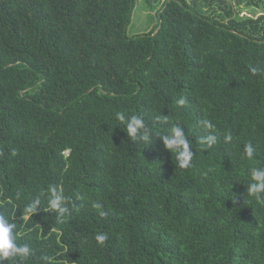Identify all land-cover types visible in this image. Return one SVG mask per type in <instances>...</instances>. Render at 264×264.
I'll return each mask as SVG.
<instances>
[{"label": "trees", "instance_id": "obj_1", "mask_svg": "<svg viewBox=\"0 0 264 264\" xmlns=\"http://www.w3.org/2000/svg\"><path fill=\"white\" fill-rule=\"evenodd\" d=\"M155 1L158 27L130 36L137 0H0V213L34 252L0 264H264V202L246 195L264 167V0ZM177 124L187 168L161 138Z\"/></svg>", "mask_w": 264, "mask_h": 264}, {"label": "clouds", "instance_id": "obj_2", "mask_svg": "<svg viewBox=\"0 0 264 264\" xmlns=\"http://www.w3.org/2000/svg\"><path fill=\"white\" fill-rule=\"evenodd\" d=\"M250 71L256 74L260 69L251 67ZM180 104H184L185 101L181 99ZM117 120L125 124L124 130L129 138L135 140L137 133L140 129H145L146 132L142 139L150 143V134L147 131V125L143 118L138 115L126 116L124 113L119 112L116 114ZM159 119V117H158ZM207 128H213L214 126L210 121H204ZM163 143L167 150L171 153H175L176 158L181 168H187L190 166V162L193 156L191 144L186 136L184 129L180 125H173L163 136H161ZM232 139L231 135L225 136L226 141ZM202 142H206L209 146L216 142L214 135H209L206 138H202ZM255 148L251 143H246L243 146V154L247 158H253ZM250 182L246 185V195L253 196L257 201L264 202V167H253L249 169ZM51 199L48 201V209L55 210L57 217L60 221L69 212L67 206L68 198L63 194L62 189L50 188ZM41 205L39 198L35 201H31L26 205L24 209V215L32 217L37 211V207ZM94 207H102L100 204H95ZM45 211V209H43ZM101 216H106L107 213L101 211ZM16 224L10 222L9 218L0 213V262L4 260L16 259V258H28L34 255L33 250L28 244L17 243L15 235ZM108 234L101 232L97 233L95 240L99 245H103L108 240Z\"/></svg>", "mask_w": 264, "mask_h": 264}, {"label": "rangeland", "instance_id": "obj_3", "mask_svg": "<svg viewBox=\"0 0 264 264\" xmlns=\"http://www.w3.org/2000/svg\"><path fill=\"white\" fill-rule=\"evenodd\" d=\"M155 7V0H137L131 21L127 27V34L130 36L136 35L148 32L156 26L158 27V18L154 10Z\"/></svg>", "mask_w": 264, "mask_h": 264}]
</instances>
